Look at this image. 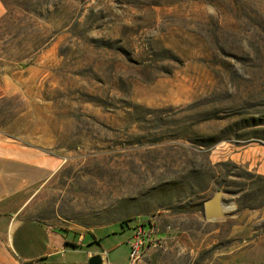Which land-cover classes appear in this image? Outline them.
<instances>
[{"label": "rangeland", "instance_id": "374dc122", "mask_svg": "<svg viewBox=\"0 0 264 264\" xmlns=\"http://www.w3.org/2000/svg\"><path fill=\"white\" fill-rule=\"evenodd\" d=\"M1 1L0 131L43 157L16 214L121 257L148 217L137 264H264V174L228 156L263 155L264 0Z\"/></svg>", "mask_w": 264, "mask_h": 264}, {"label": "crops", "instance_id": "0c3cea01", "mask_svg": "<svg viewBox=\"0 0 264 264\" xmlns=\"http://www.w3.org/2000/svg\"><path fill=\"white\" fill-rule=\"evenodd\" d=\"M3 12L4 6L0 0V17ZM4 95L0 94V97ZM262 149L263 155L259 158L251 157L253 151L258 150L251 146L228 156L230 159H240L250 168L255 166L259 173L264 174V147ZM12 161L17 166L15 172L10 169L9 162ZM27 163L43 165V157L32 149L12 146L0 131V264H87L93 254L100 255V264H137L140 261L145 249L134 263H130L128 253L121 257L120 253L111 254L104 248L98 250L90 247V243L99 244L96 235L92 234L87 241L86 233L64 227H49L40 221L17 215L23 203L12 202L10 197L20 190L19 185L15 184L11 190V186L4 182L8 177L19 179L21 167L25 169ZM23 178L26 179L24 173ZM247 252L242 250L238 253L245 255ZM230 264L239 263L234 258Z\"/></svg>", "mask_w": 264, "mask_h": 264}, {"label": "built area", "instance_id": "2783aa9c", "mask_svg": "<svg viewBox=\"0 0 264 264\" xmlns=\"http://www.w3.org/2000/svg\"><path fill=\"white\" fill-rule=\"evenodd\" d=\"M129 221H131L130 225H128ZM129 221L127 226L131 234L127 239L128 260L130 263H134L140 257L142 250L156 245V228L153 221L148 217H134Z\"/></svg>", "mask_w": 264, "mask_h": 264}, {"label": "water", "instance_id": "95a60500", "mask_svg": "<svg viewBox=\"0 0 264 264\" xmlns=\"http://www.w3.org/2000/svg\"><path fill=\"white\" fill-rule=\"evenodd\" d=\"M224 206L220 201V192L216 191L212 196L203 201V215L205 219H215L222 216ZM99 254H93L88 258L87 264H100Z\"/></svg>", "mask_w": 264, "mask_h": 264}, {"label": "trees", "instance_id": "16d2710c", "mask_svg": "<svg viewBox=\"0 0 264 264\" xmlns=\"http://www.w3.org/2000/svg\"><path fill=\"white\" fill-rule=\"evenodd\" d=\"M127 222L128 220H123V221H120L119 224L121 227H123V226H127Z\"/></svg>", "mask_w": 264, "mask_h": 264}]
</instances>
